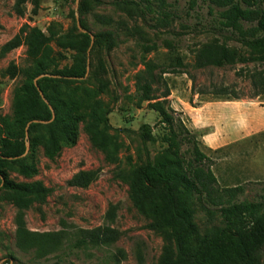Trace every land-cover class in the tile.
<instances>
[{
  "label": "rangeland",
  "instance_id": "374dc122",
  "mask_svg": "<svg viewBox=\"0 0 264 264\" xmlns=\"http://www.w3.org/2000/svg\"><path fill=\"white\" fill-rule=\"evenodd\" d=\"M187 1L38 0L35 15L29 3L17 15L15 0H0V52L25 24L45 33L50 30L57 41L79 43L82 34L89 37L83 54L53 40L52 57L58 68L71 67L78 55L85 57V78L70 89L77 96L89 93L92 101L109 111L107 133L115 145L110 154L94 146L85 131L87 112L83 110L74 144L62 146L54 158H47L41 145L30 147L29 152L26 143V163L35 166L36 174L24 176L16 168L8 172V178L21 184L38 181L50 189L44 202L24 210L26 230L35 234L64 231L65 236L52 253L19 250L17 208L0 200V264H156L162 258L171 244V232L149 227L154 219L132 204L129 181L138 166L158 159L166 147L167 126L147 102L139 105L136 76L145 62L165 59L169 46L188 66L177 73L155 70L154 98L162 101V93L168 90L164 110L172 116L176 133L184 136L187 131L193 136L209 160L218 190L238 187L233 202L264 204V52L256 58L232 38L225 41L226 46L245 62L193 69L198 48L221 43L230 34L219 26L217 11L210 13L200 2L189 10ZM104 34L109 37L96 38ZM28 66L23 45L0 53V116L13 117L12 96ZM11 67H15L14 78L9 76ZM143 125L151 131L149 142L140 137ZM191 149L189 141L180 143L184 159L192 158ZM80 172L96 173V178L86 187L68 186ZM206 209L215 217H209ZM218 214V208L196 201L200 237L218 224ZM99 227L118 231L119 238L107 245L77 247L79 231ZM256 264H264V252Z\"/></svg>",
  "mask_w": 264,
  "mask_h": 264
},
{
  "label": "trees",
  "instance_id": "16d2710c",
  "mask_svg": "<svg viewBox=\"0 0 264 264\" xmlns=\"http://www.w3.org/2000/svg\"><path fill=\"white\" fill-rule=\"evenodd\" d=\"M147 2V1H146ZM207 6L210 13L217 11L219 26L230 37H222L223 42L209 43L194 53L193 69L207 67L222 68L235 62H245L236 50L226 46L225 41L235 39L251 54L264 52V0H188L189 10L198 3ZM32 5V14L38 9V0H15L13 10L22 15L23 6ZM129 4H135L130 1ZM137 6V4H136ZM101 20H105L101 18ZM109 37L108 34L97 35ZM79 43L71 40L57 41L55 35L36 27L23 25L18 33L1 48V55L23 45L26 47L28 68L23 73L21 85L12 96L13 117L0 116V200H6L17 208L15 215L16 247L26 251L35 249L38 255L57 251L65 236L64 231L35 234L26 230L24 210L33 203H42L50 189L42 183H15L8 178V172L17 171L31 177L36 168L27 161V146L41 145L45 156L54 158L62 146L75 142L77 125L87 112L85 131L97 148L110 154L115 145L107 133L109 111L92 101L89 93L76 95L70 85L85 78V57L79 55L71 67L58 68L54 64L50 43L56 40L62 48L86 52L89 37L81 35ZM167 57L162 61L150 60L137 76L136 98L139 103L147 102L149 109L161 116V122L168 132L164 141L166 147L162 155L151 162L138 166L129 181V196L132 204L142 214H148L154 221L150 228L171 232V244L163 252L156 264H256L264 252V204L261 202H233L240 189L218 190L215 177L211 173L209 160L201 153L191 134L184 131L180 136L173 127V118L164 110L169 96L167 89L162 93V101H156L152 85L156 83L154 71L177 73L186 71L187 64L174 54L169 46ZM9 76H16L15 67ZM36 80V85L34 81ZM42 94L40 97L39 92ZM27 135V137H26ZM143 142L152 140L147 125L140 131ZM192 143V158L186 160L180 153L182 141ZM96 178V173L80 172L67 185L86 187ZM196 201L218 208V224L200 237L194 216ZM209 217L215 214L206 209ZM119 238L118 231L99 227L81 230L77 234V247L101 246L114 243ZM53 264H59L55 262Z\"/></svg>",
  "mask_w": 264,
  "mask_h": 264
},
{
  "label": "water",
  "instance_id": "95a60500",
  "mask_svg": "<svg viewBox=\"0 0 264 264\" xmlns=\"http://www.w3.org/2000/svg\"><path fill=\"white\" fill-rule=\"evenodd\" d=\"M36 80L34 81V84L36 85ZM38 90V89H37ZM38 92H39V90H38ZM39 95H40V97H42V94L39 92Z\"/></svg>",
  "mask_w": 264,
  "mask_h": 264
}]
</instances>
